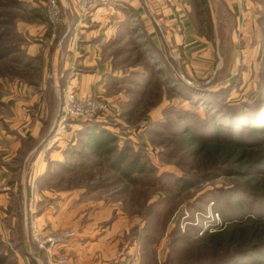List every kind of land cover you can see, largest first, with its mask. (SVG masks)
Wrapping results in <instances>:
<instances>
[{
	"label": "rangeland",
	"instance_id": "obj_1",
	"mask_svg": "<svg viewBox=\"0 0 264 264\" xmlns=\"http://www.w3.org/2000/svg\"><path fill=\"white\" fill-rule=\"evenodd\" d=\"M18 1L20 5L13 6L11 0H0V113L7 111V101L32 95L56 108V150H63L59 164L69 162L72 168L65 172L56 165L55 188L86 195V210L103 204L110 206L111 216L115 212L124 218L114 238L125 258L115 264H264V248L237 255L238 249L208 240L210 233L243 217V212L264 216V203L234 191L237 177L216 176L191 155L183 139L186 130L208 136L215 118L225 122L226 115L259 114L264 108V0H236L237 7L228 0H152L151 14L157 17H148L156 42L130 11L128 25H121L107 44V58L102 57L109 68L96 75L94 87L83 94L74 78L96 67L85 64L83 33V49H78L80 44L71 49L68 23L75 17L87 20L96 7L85 15L79 0L77 10L73 0ZM176 3L189 10L205 35L204 51L189 48L184 54L174 44L163 18H169L164 5ZM71 91L101 108L62 121V103ZM88 123L117 136L112 158L127 147L128 160L139 156L144 171L128 180L106 158L87 149L74 154L82 150ZM191 178L196 179L194 185L185 188L182 181ZM62 229L77 235L73 228L51 230ZM33 233L30 240L41 250ZM0 264H21L1 237Z\"/></svg>",
	"mask_w": 264,
	"mask_h": 264
},
{
	"label": "crops",
	"instance_id": "obj_2",
	"mask_svg": "<svg viewBox=\"0 0 264 264\" xmlns=\"http://www.w3.org/2000/svg\"><path fill=\"white\" fill-rule=\"evenodd\" d=\"M73 1L74 10H77V3ZM150 1L113 0L96 7L87 20L78 21L75 17L68 23L69 27L72 26L71 49H76V44H80L78 49H83L79 40V33H83L87 51L85 64L96 67L90 73L81 71L76 74L74 86L78 91L83 94L91 90L98 81L96 75L109 68L107 63H102V57L107 58L105 52L110 50L107 44L121 25H128L130 11L134 12V19L143 21L142 27L148 37L157 41L155 27L148 17L149 14L152 18L157 17L151 14ZM228 2L237 7L236 0ZM164 6L169 18H163V21L174 37V44L184 54L189 48L204 51L208 41L188 16L189 10L181 3ZM15 99L7 101V111L0 113V237L3 242L19 257L21 264H59L54 262V257L37 249L30 237L33 231L73 228L77 230L76 237L59 249L69 255L67 264L124 261L125 257L119 252L120 242L114 238L120 233L124 218L115 212L111 216L110 206L103 204L86 210V195L82 194V197L74 189L55 188L56 165L63 169L67 166L59 164L63 150H56V131L53 130L56 108L53 111L48 103L33 95L29 100Z\"/></svg>",
	"mask_w": 264,
	"mask_h": 264
},
{
	"label": "trees",
	"instance_id": "obj_3",
	"mask_svg": "<svg viewBox=\"0 0 264 264\" xmlns=\"http://www.w3.org/2000/svg\"><path fill=\"white\" fill-rule=\"evenodd\" d=\"M11 5L19 6L20 2L11 0ZM257 105L258 103H251L255 108ZM251 112L240 111L233 113V116L226 115L225 122L215 118L208 136L186 130L183 139L191 155L215 170L216 176L237 177L234 191L264 203V108L259 114ZM92 123L86 125L82 134V150H74V154H83V150L87 149L101 158H106L110 160L111 166L128 180H132L135 173L144 171L139 156L128 160L127 147L118 150L112 158L117 150V136L110 130L99 128ZM229 127L231 129L228 130ZM224 129L227 130L223 131ZM236 129L241 131L237 133ZM69 166L72 168L68 162L65 169L69 170ZM195 181V178H191L182 182H185V188H189ZM243 215L237 218L238 220H230L224 229L210 233L208 240L211 244L238 249L237 255L264 248V216L254 215L251 210L243 212Z\"/></svg>",
	"mask_w": 264,
	"mask_h": 264
},
{
	"label": "built area",
	"instance_id": "obj_4",
	"mask_svg": "<svg viewBox=\"0 0 264 264\" xmlns=\"http://www.w3.org/2000/svg\"><path fill=\"white\" fill-rule=\"evenodd\" d=\"M113 0H79L81 11L87 15L100 5L110 4ZM243 3L245 0H237ZM101 108V104L87 97L78 96L74 91L68 92L62 103L61 119L67 121L68 117H87L96 113ZM76 235L72 229L34 231L33 239L41 250H45L55 260V263L67 264L69 261L68 254L64 251L59 252L61 247H66L70 240ZM59 252V253H58Z\"/></svg>",
	"mask_w": 264,
	"mask_h": 264
}]
</instances>
